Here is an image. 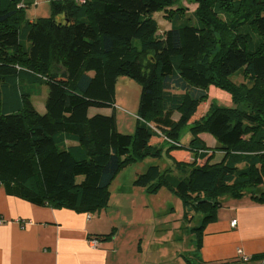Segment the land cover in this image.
Instances as JSON below:
<instances>
[{"label":"trees","instance_id":"obj_1","mask_svg":"<svg viewBox=\"0 0 264 264\" xmlns=\"http://www.w3.org/2000/svg\"><path fill=\"white\" fill-rule=\"evenodd\" d=\"M194 1L187 15L177 0H50L51 16L24 21L28 2L0 0V185L36 205L91 212L109 206L111 183L133 161L186 150L193 160L150 165L134 185H165L203 210L197 247L224 198L264 203V0ZM160 12L171 22L162 33ZM120 76L141 85L134 134L117 126ZM43 86L41 114L32 96ZM210 86L233 105L209 100Z\"/></svg>","mask_w":264,"mask_h":264},{"label":"crops","instance_id":"obj_2","mask_svg":"<svg viewBox=\"0 0 264 264\" xmlns=\"http://www.w3.org/2000/svg\"><path fill=\"white\" fill-rule=\"evenodd\" d=\"M62 17L58 16V19ZM37 90L33 88V91ZM39 90V94H33L32 102L39 113L44 114L45 104L42 106L40 103L41 107H37L33 98L44 96L45 100L46 86ZM220 93L225 97L223 99L232 102L228 92ZM112 111L105 109L102 113L111 114ZM133 113L137 116V112ZM115 114L118 116V112ZM186 136L189 138L185 143H188L192 135ZM199 137L208 147L216 145V140L209 133H201ZM179 152L186 153L187 157L184 160L176 158L175 154ZM217 154L222 157L221 153ZM191 156L186 150H174L165 158L171 165V157L188 162ZM222 202L217 218L205 226L201 243L199 247L196 244L193 255L207 262H222L264 254V203L247 196L241 199L224 198ZM103 210L77 212L68 208L40 206L10 195L0 185V264H149L142 246L144 237L138 239L131 229H124L123 223L114 220L115 216L109 214L107 207ZM232 220L237 221L234 227ZM91 239H97L98 244L92 245ZM158 261L161 264L160 258Z\"/></svg>","mask_w":264,"mask_h":264},{"label":"rangeland","instance_id":"obj_3","mask_svg":"<svg viewBox=\"0 0 264 264\" xmlns=\"http://www.w3.org/2000/svg\"><path fill=\"white\" fill-rule=\"evenodd\" d=\"M29 4L23 11L24 21L37 20L42 17H49L52 14L50 0H25ZM178 6L186 8L185 12L191 14L198 4L194 0H177ZM177 8V6H174ZM159 22L160 32H164L171 27L167 15L164 12L156 13ZM241 81L242 78H237ZM47 94L48 88L46 87ZM209 91V100H213L219 105L230 107L232 102L223 99L220 91H224L213 86ZM141 85L138 81L127 76H120L116 83V102L118 103L117 126L118 130L125 134H134L137 125V112L139 107ZM46 94V97H47ZM44 96L33 98L37 107L45 104ZM232 98V96H231ZM210 101L206 102L208 108ZM96 110H92L94 112ZM178 117V115H177ZM186 134H190V128L182 132V141L187 142ZM201 134V133H200ZM199 136V135H198ZM176 158L187 157L184 152L175 154ZM193 156H191V160ZM220 159L219 154L213 161ZM190 160V161H191ZM185 162V161H184ZM203 163L204 160H200ZM159 164L164 169L168 163L165 156L163 158H144L133 161L130 165L122 169V173L113 180L110 185V207L109 214L115 216L116 222L123 223L124 229H131L137 234V238L144 237L142 246L144 247L148 263L160 264H188L187 259L193 257V250L199 239L200 230L197 228L203 222L205 212L185 208L183 200L175 194L169 187L163 185L157 192H149L146 188L134 185L136 173H143L150 165ZM172 165V164H171ZM123 192V193H122ZM105 211L106 208H103ZM142 234V235H141Z\"/></svg>","mask_w":264,"mask_h":264},{"label":"built area","instance_id":"obj_4","mask_svg":"<svg viewBox=\"0 0 264 264\" xmlns=\"http://www.w3.org/2000/svg\"><path fill=\"white\" fill-rule=\"evenodd\" d=\"M75 1H77V2H79V3H83V2H85V0H75ZM236 223H237L236 220H232L231 225L234 227V226H236ZM90 242H91L92 245H94V246H96V245L98 244V240H97V239H91ZM243 259H244V260H248V257L245 256V257H243Z\"/></svg>","mask_w":264,"mask_h":264}]
</instances>
